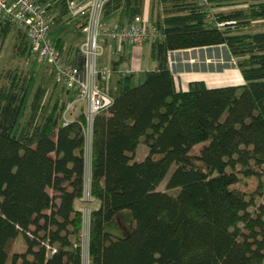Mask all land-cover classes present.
<instances>
[{"label":"trees","instance_id":"1","mask_svg":"<svg viewBox=\"0 0 264 264\" xmlns=\"http://www.w3.org/2000/svg\"><path fill=\"white\" fill-rule=\"evenodd\" d=\"M235 1L209 0L206 9L199 0H152L151 21L163 34L152 45L158 68L109 90L114 103L92 124L89 169L84 105L64 126L65 88L50 94L46 78L35 87L18 68L0 78V264H84L87 171L90 203L99 202L90 208L88 264H264V32L249 30L264 21V0L213 19L212 3ZM145 8L146 0H114L104 15L124 26ZM54 10L60 22L66 10ZM13 29L0 20V43ZM57 31L52 41L70 60L78 47ZM219 46L243 83L178 89L169 54ZM14 49L34 55L21 30ZM142 138L149 153L134 162ZM252 179L254 192L238 188ZM124 211L131 233L105 232ZM19 235L27 249L10 257Z\"/></svg>","mask_w":264,"mask_h":264},{"label":"built area","instance_id":"2","mask_svg":"<svg viewBox=\"0 0 264 264\" xmlns=\"http://www.w3.org/2000/svg\"><path fill=\"white\" fill-rule=\"evenodd\" d=\"M110 1L114 0H0V20L26 32L38 61L49 65L55 80L76 97L64 113V126L71 122L66 117L67 112L76 102H82L87 119V134L90 137L95 116L114 103L107 87L111 71L99 66L100 58L107 48L111 46V55L118 56L126 46H152L163 40L162 32L154 26L150 17L144 15L134 17L124 26L109 22L104 12ZM199 1L201 6L209 9V0ZM59 6L66 10L60 22L54 10ZM229 24L216 25L223 28ZM63 25H72L85 36V41L74 50L70 60L63 56L52 41L53 31ZM129 74L130 70L122 72L121 78ZM88 181L86 191L90 193Z\"/></svg>","mask_w":264,"mask_h":264},{"label":"rangeland","instance_id":"3","mask_svg":"<svg viewBox=\"0 0 264 264\" xmlns=\"http://www.w3.org/2000/svg\"><path fill=\"white\" fill-rule=\"evenodd\" d=\"M152 0H146V9H145V17L149 18V14L152 7ZM58 31L56 34H59V37H62L63 40L67 44H73L74 47H79L84 41L85 36L81 31H77L73 28L72 25H63L60 28L57 29ZM18 29L14 28L13 31L8 35L6 40L3 43H0V78L5 77V75L8 73V70H23L25 73H28L34 78L35 87L38 86V84L41 83L43 78H46L47 84L50 87V94H54L55 96L59 93V91L62 89V85L58 83L55 78L51 74V70L49 66L46 63H40L38 61V57L34 54L30 59H27L25 56H19L16 54V51L14 49L16 44V36L18 33ZM252 32H264V21L254 23L252 28L250 29ZM181 55H178L175 57L176 60H181L179 65H176V74L177 76L179 73V68L181 71H188V73H195L199 75H223V74H230V79L233 80V82H223L220 83L219 87L232 85L231 83H240V81H236L239 78V72L236 66V61L232 58V56L229 53V50L226 46H219V47H211V48H205V49H194V50H187V51H179ZM132 56L134 53V49H132ZM139 53L138 58L143 59L144 67H147L149 65V61L151 60L148 56L147 51L146 52H137ZM143 54V56H142ZM107 55V54H106ZM108 56V55H107ZM137 56V54H136ZM208 58L213 59L212 63H207L206 61ZM114 62L118 64L119 70L116 71L118 75L121 72H125L127 66L119 64V62L115 59ZM152 64V61L150 62ZM128 70V69H127ZM115 73V72H114ZM117 76V74H116ZM214 76V77H215ZM132 77V85H137L139 82H141L144 79V76L142 75L141 78H139L136 74H131ZM229 79V80H230ZM218 82H221V80H215ZM230 83V84H229ZM214 87V86H213ZM216 87V86H215ZM69 103H72L76 100V97L74 95H69ZM84 104L82 102H76L67 112L66 117L68 120H72L74 117H76L82 106ZM27 111L25 113L24 118L22 119V122L26 119ZM87 165L88 169L90 166V151H91V137L89 134H87ZM198 147L195 148L196 152H198ZM149 153V147L144 142V138L141 139L137 151L134 155V162H142ZM160 156H156V159H159ZM175 169V166L171 168L169 173L167 174L165 180L161 183L158 190L164 191L166 189L167 182L172 175L173 171ZM89 183L88 181V171L86 173V186ZM238 188L243 192H254L257 188V184L254 179L247 180L244 185L238 186ZM87 190V189H86ZM85 203L87 204L86 207H84V215H85V227L83 232V241H84V264H88V222H87V216L90 214V208H97L99 206L98 201H94L93 203H90V193L89 190L85 191ZM79 206V204H77ZM82 206V205H81ZM85 206V205H84ZM83 207V206H82ZM133 229V216L130 211H124L122 212L116 219L113 221L107 222L104 225V230L107 233H110L116 238H124L127 235L131 233ZM27 247L24 242V239L22 235H19L13 242L9 251L10 257L14 253H22L26 251Z\"/></svg>","mask_w":264,"mask_h":264},{"label":"crops","instance_id":"4","mask_svg":"<svg viewBox=\"0 0 264 264\" xmlns=\"http://www.w3.org/2000/svg\"><path fill=\"white\" fill-rule=\"evenodd\" d=\"M253 2L251 0H237L235 2H230V3H222V4H216V3H212L211 4V16L214 19V15L217 14H229L233 11L236 10H246L249 5H251ZM145 15V13H144ZM151 18V11L150 14L148 15ZM257 22H262V21H256L254 23ZM254 23L252 24V26L254 25ZM252 26L249 28V30L252 28ZM132 49H134V53L132 56ZM146 52L148 53V56L150 57V61H149V65H147V67H144L143 64V59L138 58L139 53L137 52ZM108 56H107V55ZM106 54H104L99 61V66L100 67H105L107 69H109L111 71V77H110V81L108 84V89L112 90L115 88L117 82L121 79L122 75L121 73L118 75V73H116L117 70H119V65L116 64L114 62V59L112 60V58H115L119 64L122 65H126V71L127 69L130 70V74L129 76L131 77V74H136L139 76V78L142 77V75L144 76V74L147 71H152V70H156L158 68V63L154 60L153 56H152V46L151 45H145L143 47H129L126 46L124 47L123 52L118 55V56H112L111 55V46H109L107 48ZM137 54V56H136ZM181 55L179 51L176 52H171L169 54V62L171 64V69L173 71V74L176 78V83H177V87L180 90L183 91H187L189 83L193 82V81H204L206 82V84L210 87H219L217 85H219L220 83L226 82L228 83L233 82V80H231L230 78V74H223V75H199V74H195V73H188V71H181L179 68V75L177 76L176 74V65H179L180 62H182L181 60H176L175 57ZM143 56V54H142ZM211 58H208L206 61H208L207 63H212ZM152 61V64H150V62ZM115 72V73H114ZM239 72V70H238ZM117 74V76H116ZM132 79V77H131ZM230 79V80H229ZM215 80H221V82L215 81ZM236 81H240V83H231L232 85H238L243 83V79L241 77V74L239 72V78ZM230 84V83H229ZM88 180H90V175L88 174Z\"/></svg>","mask_w":264,"mask_h":264},{"label":"water","instance_id":"5","mask_svg":"<svg viewBox=\"0 0 264 264\" xmlns=\"http://www.w3.org/2000/svg\"><path fill=\"white\" fill-rule=\"evenodd\" d=\"M90 171V170H89Z\"/></svg>","mask_w":264,"mask_h":264}]
</instances>
